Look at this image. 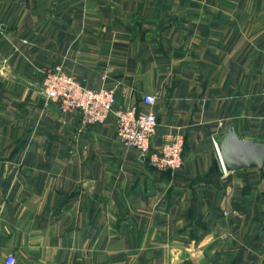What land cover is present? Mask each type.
Wrapping results in <instances>:
<instances>
[{
  "label": "crops",
  "instance_id": "obj_1",
  "mask_svg": "<svg viewBox=\"0 0 264 264\" xmlns=\"http://www.w3.org/2000/svg\"><path fill=\"white\" fill-rule=\"evenodd\" d=\"M58 63L108 70L115 108L156 94L152 147L177 129L182 167L46 104ZM234 121L264 141V0H0V264H264V175L224 174L215 145Z\"/></svg>",
  "mask_w": 264,
  "mask_h": 264
},
{
  "label": "built area",
  "instance_id": "obj_2",
  "mask_svg": "<svg viewBox=\"0 0 264 264\" xmlns=\"http://www.w3.org/2000/svg\"><path fill=\"white\" fill-rule=\"evenodd\" d=\"M100 79L99 86H87L58 63L44 72L38 92L46 104L55 103L61 114H77L84 128L101 124L113 115L116 137L123 145L135 150L156 171L177 172L183 164V134L177 129L163 131L161 144L152 147L158 126L155 112L157 95L145 92L141 95V106L128 104L115 108L120 83H108V70L101 74ZM215 145L217 148V143ZM223 173L226 172L223 170ZM16 263L14 254L5 256L4 264Z\"/></svg>",
  "mask_w": 264,
  "mask_h": 264
},
{
  "label": "water",
  "instance_id": "obj_3",
  "mask_svg": "<svg viewBox=\"0 0 264 264\" xmlns=\"http://www.w3.org/2000/svg\"><path fill=\"white\" fill-rule=\"evenodd\" d=\"M237 126V121L231 123L217 143L223 170L228 173L256 168L264 175V141L242 137Z\"/></svg>",
  "mask_w": 264,
  "mask_h": 264
},
{
  "label": "rangeland",
  "instance_id": "obj_4",
  "mask_svg": "<svg viewBox=\"0 0 264 264\" xmlns=\"http://www.w3.org/2000/svg\"><path fill=\"white\" fill-rule=\"evenodd\" d=\"M227 229V228H226ZM224 233V232H223ZM235 236V235H234ZM239 238V237H238ZM232 241V238L230 237V235L228 236V235H225L224 234V236H223V238H222V240H221V242H220V246L219 247H221L222 249L227 245V243H228V245L230 244V242Z\"/></svg>",
  "mask_w": 264,
  "mask_h": 264
},
{
  "label": "trees",
  "instance_id": "obj_5",
  "mask_svg": "<svg viewBox=\"0 0 264 264\" xmlns=\"http://www.w3.org/2000/svg\"><path fill=\"white\" fill-rule=\"evenodd\" d=\"M167 173H169L168 171H166Z\"/></svg>",
  "mask_w": 264,
  "mask_h": 264
}]
</instances>
